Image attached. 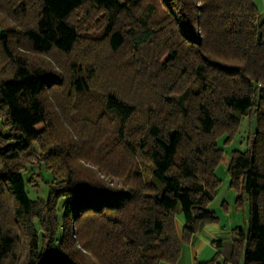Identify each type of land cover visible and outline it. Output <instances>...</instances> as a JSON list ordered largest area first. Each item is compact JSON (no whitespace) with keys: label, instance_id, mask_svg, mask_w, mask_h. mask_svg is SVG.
Instances as JSON below:
<instances>
[{"label":"trees","instance_id":"16d2710c","mask_svg":"<svg viewBox=\"0 0 264 264\" xmlns=\"http://www.w3.org/2000/svg\"><path fill=\"white\" fill-rule=\"evenodd\" d=\"M86 3L104 18L103 36L113 52L126 41L138 49L165 46L154 80L145 78L158 88L124 70L114 81L126 94L109 80L97 89L91 62L69 63L65 77L36 62L32 55L72 52L80 37L73 15ZM0 4L16 17L0 22V264L174 263L181 243L217 219L207 207L220 182L215 167L226 160L216 141L243 115L255 117L257 128L226 168L237 201H248L249 216L246 229L231 231L227 259L264 264V18L255 0ZM141 7L143 16L136 14ZM58 89L69 95L101 89L102 110L89 125L108 115L113 126L101 125L98 142H106V128L131 154L134 165L121 184L81 164L77 147L53 137L57 109L47 95ZM35 142L52 179L45 197L31 199L21 171ZM105 142L100 149L107 157L112 143Z\"/></svg>","mask_w":264,"mask_h":264},{"label":"rangeland","instance_id":"374dc122","mask_svg":"<svg viewBox=\"0 0 264 264\" xmlns=\"http://www.w3.org/2000/svg\"><path fill=\"white\" fill-rule=\"evenodd\" d=\"M4 1L6 0L0 2ZM255 4L260 13L259 18H264V0H255ZM2 6L0 4V22L11 24L16 17L6 14ZM143 13H145L143 7L136 11V14L140 16H143ZM73 17L80 28V37L72 52L68 55L58 52L36 57L32 55L36 62L50 64L53 70L64 77L68 74L69 63L74 61L85 65L88 64L87 62H91L92 76L97 79V89L109 80L113 87L119 88L125 94L127 93V87L114 81L119 75L131 71L132 76L140 75L142 81L144 80V85L149 84L146 82V77L148 79L154 78L155 71L158 70L157 68L160 67L159 65L162 62L161 58L167 51L165 46L149 44L138 49L134 47L132 42L126 41L117 51L113 52L106 42V36H103L102 27L105 25V20L99 15V12L93 8L91 9L86 3L81 9L76 10ZM131 19V17L126 16L122 20L129 23ZM124 26L126 28L129 24ZM87 41L94 42L95 45L87 47ZM80 55L88 61L82 59ZM149 85L152 88H158V85L154 83ZM100 90L96 93H74L69 95L67 92L58 89L47 95L50 98L51 109H57L53 119L56 125V129L53 131L55 136L53 137L59 136L62 140L70 142L71 147H77L74 154L81 164L95 169L96 173L106 180L117 181V184H121L122 180L130 173L128 171L130 167L134 165L131 154L120 145V140L112 139L113 133L108 130L105 131L106 128L103 129V132L107 134L106 142L105 138L102 139V137L98 142L99 132L102 129L101 125L103 127L109 126L108 128L113 126V122L108 115L100 114L101 123L97 127L89 125L90 120L96 118V113L102 110ZM133 95V93H129L128 96ZM256 126L257 120L255 117L243 115L232 133H225L217 137L216 142L223 150L226 160L221 161L215 167V173L220 182L216 193H214V198L207 206L210 209L212 208L217 219L214 222L205 223L202 228L209 226L210 230L218 231V237L222 244L214 246L211 237L204 234L201 228L202 230L198 231H202L199 239L207 240H205L204 245L198 246L199 249L196 250L195 243L192 244L191 240L190 242L184 241L181 243L179 256L174 263H162L161 261L160 264H230L227 258L231 253V231L236 227L247 228L249 209L247 199L243 198L241 201H237L236 190L229 184L226 166L233 150L245 151L247 149L249 136L256 130ZM104 142L112 143V147L106 155L107 157L103 155L100 149ZM34 145L30 148L31 150L27 156L29 159V161L27 160V168L21 171L28 197L31 199L45 197L48 192L47 182L52 179L51 173L40 164L42 153L39 145H37V142ZM178 220V216H175L174 222H176L180 234L182 228L180 222H177ZM21 250H24V246H21Z\"/></svg>","mask_w":264,"mask_h":264},{"label":"crops","instance_id":"0c3cea01","mask_svg":"<svg viewBox=\"0 0 264 264\" xmlns=\"http://www.w3.org/2000/svg\"><path fill=\"white\" fill-rule=\"evenodd\" d=\"M178 221L177 222H180V226H181V228H182V225H183V218H182V216L181 215H178ZM203 229V233L204 234H207L209 237H211V240H212V242L213 241H220L219 240V235H218V231H215L214 229L213 230H210V227L209 226H206L205 228L203 227L202 228ZM201 229V230H202ZM200 232H202V231H200ZM200 232H198V233H194V235L192 236V238H191V243L192 244H194L195 243V247H196V250H198L199 249V247H200V245H204L206 242H205V240H200L199 239V236L201 237V235L202 234H200ZM208 237V238H209ZM207 241V240H206ZM221 242V241H220ZM221 244H222V242H221ZM199 246V247H198Z\"/></svg>","mask_w":264,"mask_h":264}]
</instances>
